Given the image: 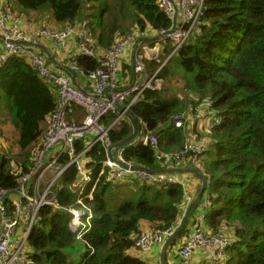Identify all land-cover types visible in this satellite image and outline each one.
Listing matches in <instances>:
<instances>
[{
	"label": "trees",
	"instance_id": "16d2710c",
	"mask_svg": "<svg viewBox=\"0 0 264 264\" xmlns=\"http://www.w3.org/2000/svg\"><path fill=\"white\" fill-rule=\"evenodd\" d=\"M8 2L18 13H34L37 18L48 20L51 17L59 27L87 20L96 45L104 50L137 28L153 45L152 32L173 25L158 6V0ZM44 42L48 46L46 39ZM164 46L163 56L148 63V68L152 73L165 62L159 76L169 87L146 90L129 113L139 128L140 120L147 124L159 138L158 147L168 152L181 149L193 139V132L194 139L201 141L198 123L216 120L213 129L205 134L208 151L198 159V170L207 179L204 195L208 193V231L228 236L226 264H264V0H206L199 30L169 59L167 56L175 43L167 40ZM1 48L0 41V51ZM32 49L46 53L41 44ZM172 61L171 71L168 64ZM48 62L51 63L49 58ZM99 65L96 58L89 56L77 60L80 70L95 69ZM123 67L124 75H131L130 70L125 72L129 62ZM176 77L182 81H178L182 84L178 89L172 87ZM206 97L213 100L212 113L197 114L195 107ZM58 105L59 95L53 83L41 78L26 56L10 57L0 63V114L8 118L13 133V137L1 136L6 147L5 150L0 147V190L7 189L13 194L18 188L19 180L11 173V164L17 162L22 172L31 168L33 152ZM183 111L189 112V121L185 127L177 128L172 116ZM117 115L106 116L102 123L109 126ZM67 116L69 120L82 122L85 113L73 106ZM131 132V122L125 118L110 130L111 142L122 141ZM93 139L89 135L78 140V149L84 150ZM11 144L17 145L18 154L9 151ZM156 152L157 148L151 144L132 145L125 153V160L136 166L161 170L162 163ZM106 159L105 146L96 143L83 158L85 170L95 178ZM78 177L74 168L63 176L62 188L56 196L60 205L82 209L76 202V190L70 187ZM124 183L131 187L119 198L115 188L123 183H114L107 171L101 176L94 199L86 201L92 206L93 218L85 241L77 240L71 232L69 222L73 215L70 212L43 207L29 238L34 264H148L133 253L137 250L136 240L144 232L179 226L186 213L187 193L179 184L158 187L137 180ZM199 202L185 229L170 247L191 233L196 223L193 212L200 208Z\"/></svg>",
	"mask_w": 264,
	"mask_h": 264
},
{
	"label": "built area",
	"instance_id": "2783aa9c",
	"mask_svg": "<svg viewBox=\"0 0 264 264\" xmlns=\"http://www.w3.org/2000/svg\"><path fill=\"white\" fill-rule=\"evenodd\" d=\"M205 2L206 0H158V6L173 25L169 29L154 30L150 37L153 45L147 41V35L137 28L127 32L111 48L104 50L96 45L87 20L57 29L45 22L26 23L27 26L24 27L20 15L12 9L9 2L0 0L2 42L0 63L7 62L10 57L26 56L38 75L53 83L59 95V105L49 118V126L42 142L40 141L33 152L31 168L22 172L19 164L12 163L11 173L18 177L19 186L13 194L7 189L0 190V264H34L29 238L38 222V213L45 206L70 212L73 215L69 222L71 232L77 240L85 241V235L92 228L93 218L92 206L86 201L91 202L94 199L96 185L106 171L114 183L137 180L158 187L179 184L186 190L187 181L176 174L150 172L141 168L131 170L111 161L108 149L113 143L109 133L126 118L124 111L120 112L118 109V104L124 106L125 111H129L146 90L163 88L164 80L159 76V71L165 62L152 73L148 63L164 54V44L167 40L175 43L169 59L187 42L193 32L199 30ZM44 39L53 43L55 47L68 51L75 42L76 50L70 53L67 67L75 69L78 74L85 77L90 83L91 90L77 87L69 72L59 69L52 61L48 62V51L40 54L32 49L37 44H43ZM82 56L96 58L100 65L95 69L80 70L77 60ZM124 61L129 62L131 67L129 76H122ZM185 98L187 100L190 98L189 93ZM73 106L83 109L85 118L82 122L68 119L67 114ZM212 106V98L206 97L198 103L195 111L200 115H209L212 113ZM110 114L118 115L109 126H105L102 121ZM188 121V111L178 112L172 116V122L177 128L185 127ZM215 124L216 120L211 118L209 131ZM89 135H93L94 139L80 151L77 141ZM96 143L105 146L107 159L94 178L85 170L83 158ZM137 144H151L156 147V156L162 166L181 167L184 162H188L191 168L196 169L199 157L205 154L209 147L206 142L198 143L191 139L176 151L160 149L158 136L140 120L138 134L132 141L116 148L115 157L131 164L125 160V153L129 146ZM71 168H74L79 177L70 187L76 190V202L82 209L65 207L56 201V196L62 188V178ZM191 201V197L188 196L186 206ZM208 205V202L201 204L200 211L194 217L196 223L181 246L179 254L183 260L189 261L196 250H208L211 252L208 264H224L230 240L223 232L208 231L206 214ZM81 212L85 214L82 215ZM177 227L168 226L163 230L144 232L136 240L135 247L143 253H149L154 246H163L173 236Z\"/></svg>",
	"mask_w": 264,
	"mask_h": 264
},
{
	"label": "crops",
	"instance_id": "0c3cea01",
	"mask_svg": "<svg viewBox=\"0 0 264 264\" xmlns=\"http://www.w3.org/2000/svg\"><path fill=\"white\" fill-rule=\"evenodd\" d=\"M7 1H9V0H7ZM15 11L18 13L17 10H15ZM18 15H20V18H21L20 20L23 22L22 24L24 27L27 26L26 23L37 24V23L45 22L53 28H56V29L61 28V26L60 27L56 26L52 22L51 17H49V20H48L47 17H45V19L37 18V14H34V13H30V15H27L24 13H18ZM89 31H90V29H89ZM90 33H91V31H90ZM43 42H44V40H43ZM47 42H48V44H47L48 46H45L46 45L45 42L41 45L44 47L45 51H48L50 56L54 59L55 62L54 61H52V62L57 64L59 69H61L60 67L68 66L70 55H71L70 53H72L76 50L75 42H73L74 45L72 44L70 51H68V50L64 51V49H60V48L55 47L53 45V43H51L50 41H47ZM53 50H55L56 56L54 55ZM66 54H68L67 55L68 60L66 58ZM64 59H65V62H64ZM66 72H67V70H66ZM72 79H73V77H72ZM75 81L78 83V85L81 88L91 90L90 83L87 81V79H85L83 77H82V79H80V77L77 75ZM195 137H196V134L193 132L192 138L194 139ZM189 165H188V162H184L181 167L180 166H168V167L162 166L161 170H171V171L175 170V171L166 172V173L176 174L180 178L186 180L187 186H186L185 191L187 193V197L190 196L192 200L193 199L195 200L197 195H198V192L200 190V187L202 185V180L199 177H197L195 174H192L191 172H188L187 170L179 171L180 169L191 168ZM207 199L208 198H206V195H204V193H203L202 198L199 200L200 201L199 202L200 207H201V204L204 205L207 202L209 204V201L206 202ZM190 203L188 204V206L190 205ZM186 204H187V200H186ZM188 206L186 207V210H187ZM199 211H200V208L196 209V212H193V217H195V215ZM146 228H148V226H146ZM188 230H190V228ZM190 231H192V230H190ZM187 235L185 234L182 237H180L179 238L180 242L172 245L171 246L172 248L171 247L169 248L170 250L167 253V264H208V259L211 255V252L208 250H202V249L196 250L192 259L189 261H185L181 258L180 254H179V250H180L181 246L184 244V242L186 241ZM162 247L163 246L156 245L152 248V250L149 253H143V252L139 251L138 249L133 251V253L136 254L137 256H140L148 264H161Z\"/></svg>",
	"mask_w": 264,
	"mask_h": 264
},
{
	"label": "water",
	"instance_id": "95a60500",
	"mask_svg": "<svg viewBox=\"0 0 264 264\" xmlns=\"http://www.w3.org/2000/svg\"><path fill=\"white\" fill-rule=\"evenodd\" d=\"M49 55V58L51 61H54V59L50 56L49 53H47ZM55 62V61H54ZM64 69L67 70V72H69L72 77H73V83L77 86V87H80L78 85V83L75 81L76 79V76L78 75V72L75 70V69H72V68H69L67 66H63ZM118 109L120 110V112H123L124 111V114H125V117L128 118L131 122V125H132V132L131 134L125 138L124 140L122 141H119V142H116V143H113L109 149H108V157L111 161H113L114 163H117V164H120L126 168H129L131 170H135V169H138V168H141V169H144L146 171H150V172H162V173H166V172H172V171H175V170H151V169H148L146 167H142V166H136V165H133V164H127L121 160H119L118 158L115 157L114 155V150L118 147H121L122 145H125L126 143L132 141L135 136L138 134V125H137V122L134 120V118L130 115L129 111H125V108L124 106L118 104L117 105ZM184 170H187L188 172H191L195 175H197L201 180H202V185L200 187V190L198 192V195L196 197L195 200H193L190 205L188 206L187 210H186V213L185 215L183 216V219L180 223V225L177 227L175 233L173 234L172 237H170L166 242L165 244L163 245L162 247V252H161V264H167V251H168V248L170 247L171 243L176 240V238L181 234V232L185 229L186 225H187V222L190 218V215L192 213V210L195 206V204L202 198V195L205 191V188H206V185H207V179H206V176L200 172L198 169L196 168H188V169H180L179 171H184Z\"/></svg>",
	"mask_w": 264,
	"mask_h": 264
},
{
	"label": "rangeland",
	"instance_id": "374dc122",
	"mask_svg": "<svg viewBox=\"0 0 264 264\" xmlns=\"http://www.w3.org/2000/svg\"><path fill=\"white\" fill-rule=\"evenodd\" d=\"M33 17V16H32ZM132 30V29H131ZM130 30V31H131ZM129 32V31H128ZM171 54V53H170ZM170 54H168V56H167V58L170 56ZM163 55H160L159 56V58L160 57H162ZM166 58V59H167ZM126 61H124L123 63H122V68H123V70H125V68L123 67V64L125 63ZM168 67H169V69L172 71L173 70V67H174V61H172V62H170L169 64H168ZM128 70H130V72H131V67H130V65H129V69H127L125 72H128ZM128 74V73H127ZM126 74V75H127ZM122 76H124V72L122 73ZM180 79H178L177 77L176 78H174L173 79V84H172V87H177V89L179 88V86H182V81H181V83L179 84L178 83V81H179ZM163 87L165 88V87H169V85H168V82L166 81V80H164V84H163ZM174 91H177V90H174ZM183 95H184V92H183ZM8 118L5 116V115H3V114H0V147L3 149V150H5V148H4V146L6 147V143H4L3 142V139H2V137L1 136H3V134H7L8 136H10V137H13V133H12V127H11V125L10 124H8ZM206 123H207V125H206ZM206 125V128L204 127ZM48 126H49V121H48V124L46 125V127H45V131L47 130V128H48ZM198 128L201 130V132L200 133H202V140L201 141H196L195 139H194V142H198V143H204L206 140H205V137H206V135L205 134H207V132L210 130V128H209V122L205 119L204 121H202V122H199L198 123ZM1 132H3V133H1ZM45 133V132H44ZM198 135H199V132H196ZM44 135V134H43ZM42 139H43V136H42V138H41V142H42ZM40 143V142H39ZM14 144V143H13ZM13 144H11V145H8L10 148H9V151L12 153V154H18V152H19V149H18V147H17V145H14L13 146ZM12 163H15V164H17V162H15V161H13ZM12 165V164H11ZM198 165V164H197ZM123 183V184H122ZM118 184H122V185H117V184H115V185H117L116 186V188H115V190L116 191H119V198H121V197H124V195L125 194H127L128 193V191H129V188L131 187L130 185H128L129 183H124V182H120V183H118ZM55 201V200H54ZM59 211H61V212H63V211H65V210H59ZM82 213V215H83V212H81ZM224 264H226V262L224 263Z\"/></svg>",
	"mask_w": 264,
	"mask_h": 264
},
{
	"label": "clouds",
	"instance_id": "9594fccd",
	"mask_svg": "<svg viewBox=\"0 0 264 264\" xmlns=\"http://www.w3.org/2000/svg\"><path fill=\"white\" fill-rule=\"evenodd\" d=\"M93 213V212H92Z\"/></svg>",
	"mask_w": 264,
	"mask_h": 264
}]
</instances>
